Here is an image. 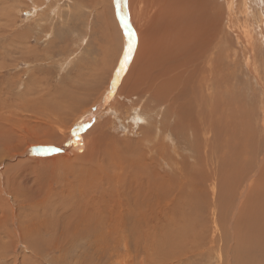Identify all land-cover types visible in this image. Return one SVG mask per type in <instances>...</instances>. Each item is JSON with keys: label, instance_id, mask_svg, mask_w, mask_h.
Segmentation results:
<instances>
[{"label": "rangeland", "instance_id": "rangeland-1", "mask_svg": "<svg viewBox=\"0 0 264 264\" xmlns=\"http://www.w3.org/2000/svg\"><path fill=\"white\" fill-rule=\"evenodd\" d=\"M145 2L142 62L133 70L135 43L110 95L122 51L100 49L105 2L0 0V264H264V0ZM103 91L109 109L78 121ZM146 124L178 148L148 151L162 194L137 190V206L105 155L134 147L126 163L140 160ZM101 125L112 169L63 157L73 128L84 144Z\"/></svg>", "mask_w": 264, "mask_h": 264}, {"label": "bare ground", "instance_id": "bare-ground-1", "mask_svg": "<svg viewBox=\"0 0 264 264\" xmlns=\"http://www.w3.org/2000/svg\"><path fill=\"white\" fill-rule=\"evenodd\" d=\"M60 0H56V2H59ZM65 1V0H64ZM89 1V0H88ZM146 1V0H145ZM143 0H127L126 2V5H124V0H96V5L97 4H101L102 5V2H105V6L103 8V11H105V13L103 14L104 16V19H105V26H106V22L108 24H110V27L108 28L109 29V35L107 37L108 39V42L106 44V46H101L100 49L103 51L104 47L107 49V47L109 49V52L111 53H114V54H117L118 55V52L122 51V54H121V57L119 59H121L119 62H118V65H117V68L115 69V72H113L114 74L110 77V81H109V88H108V93L111 95L113 94V90L115 91V89H113V86L110 85L111 83L116 82V85H118L120 79H125L126 75H128V71L126 70L124 72V69H125V66H126V62H125V54L127 52V48H128V31L129 29L132 31L133 33V39H134V44L133 46L136 44V48H135V52L133 54V60L131 62V65H134L133 67V70H135V66H137L136 68H138V65L141 64V59H140V52L142 50V48L145 45V39L144 37L148 36L147 35V32H146V28L149 27L146 26V28L143 27V23L145 24L146 21L148 20L149 16L147 17L146 16V19L143 18V15L145 16L146 15V10H148L147 8V4H145V2ZM151 1V0H150ZM193 3H194V0H191ZM91 3V2H90ZM144 3V4H143ZM155 3V2H154ZM40 4V3H39ZM58 4V3H57ZM150 5V3H148ZM148 5V6H149ZM50 6V5H49ZM159 6V5H158ZM58 7V6H57ZM59 8V7H58ZM154 8H152L153 10ZM58 10V9H57ZM159 10V9H158ZM157 10V11H158ZM162 10V9H161ZM160 10V11H161ZM156 11V12H157ZM41 12V11H40ZM44 13V12H43ZM70 13V12H69ZM152 16V15H151ZM156 16V15H155ZM121 17H123V19H121ZM157 17V16H156ZM72 18V17H71ZM73 19V18H72ZM150 19V18H149ZM125 24H127V27H125ZM159 27V26H158ZM157 27V28H158ZM107 28V26H106ZM150 28V27H149ZM51 30V29H50ZM150 30V29H149ZM147 30V31H149ZM52 33V31H51ZM149 33V32H148ZM50 34V33H49ZM150 34V33H149ZM188 35V33H186ZM145 35V36H144ZM150 36V35H149ZM195 37V34H193V38ZM55 39V38H53ZM106 39V40H107ZM105 40V41H106ZM197 40V39H195ZM122 41V42H121ZM152 41V40H151ZM53 41H50V43L52 44ZM55 42V41H54ZM53 42V47H56L57 45L55 43H57V41L54 43ZM153 42V41H152ZM49 43V44H50ZM185 43H188V42H185ZM191 43V42H190ZM197 43V41H196ZM55 44V45H54ZM189 44V43H188ZM195 44V43H194ZM198 44V43H197ZM110 45H117L115 47V52H114V49L110 47ZM185 45V44H184ZM49 47V46H48ZM184 46H181L179 47V49L181 50ZM48 49H51V48H48ZM133 49V47H132ZM155 49V48H154ZM188 49V48H187ZM28 51V50H27ZM25 53V52H24ZM211 55V54H210ZM145 57V56H144ZM130 58V56L128 57ZM155 57H153V59L151 58L149 61L146 62L147 65H149L148 67V70L145 69V72H147V75H149L152 71V69L155 67ZM122 61H124V64H122ZM117 62V61H116ZM207 63V62H206ZM152 64H154V67H152ZM112 67V66H111ZM108 68V67H107ZM140 68V67H139ZM112 70V69H110ZM162 70V69H161ZM137 71V70H136ZM134 72V71H133ZM132 73V72H131ZM137 73V72H136ZM203 73V72H202ZM139 74V72L137 73ZM136 74V75H137ZM143 75H145V73H143ZM145 75V77L147 76ZM203 75V74H202ZM129 76V75H128ZM134 76V75H133ZM138 76V75H137ZM128 78V77H127ZM131 78V77H130ZM135 78V77H134ZM113 80V81H112ZM122 82V81H121ZM130 82V81H129ZM208 82V81H207ZM210 82V81H209ZM203 83V82H202ZM201 83V85H203ZM211 83V82H210ZM141 84V83H139ZM132 85V84H131ZM108 87V86H107ZM115 87V86H114ZM121 87V86H120ZM148 88V87H147ZM91 89V88H90ZM106 90V89H105ZM104 90V91H105ZM117 90V89H116ZM104 91L102 92L101 95H99L98 97L94 96L93 99L91 98V106L89 108H86L85 106H82L84 109L83 112L87 111L88 109V114L85 115V116H88V117H80V118H77L78 121H82V120H89V121H94L95 118L103 113L106 110H108L109 108L108 107H104V109H101L103 108L102 106H105L108 100V98H106L105 96L103 97V93ZM118 91H115L114 93H116V95L118 94ZM120 93V92H119ZM132 93V92H131ZM141 95V94H140ZM145 95V94H144ZM86 97V96H85ZM60 98V97H59ZM63 98V96H62ZM61 98V99H62ZM87 98V97H86ZM96 98V99H95ZM121 98V97H120ZM64 99V98H63ZM141 99V98H140ZM88 100H85L84 103H87ZM133 101V100H132ZM139 101V100H138ZM157 102V101H156ZM65 103V102H64ZM66 104V103H65ZM90 104V103H89ZM147 104V103H146ZM83 105V104H82ZM88 106V105H87ZM175 108H173L174 110ZM52 110V109H51ZM78 110V109H77ZM135 110V109H134ZM178 110V108H177ZM53 112V111H52ZM163 112V111H162ZM179 110L178 112L175 111L173 117L174 119L177 120V117L179 118V120H177L176 122V130L175 132L173 133V136L177 135V133L180 131L179 127L180 125H183V120L181 119V116L179 114ZM84 116V115H83ZM59 117V116H57ZM164 117V116H163ZM74 118V117H73ZM53 120V119H52ZM56 122H59L60 123V126H63L62 124V119L60 120H57L56 119ZM87 122V121H86ZM153 122V121H152ZM85 124V123H84ZM83 124V125H84ZM79 125V124H78ZM77 125V126H78ZM81 125V124H80ZM147 125V124H146ZM76 126V127H77ZM91 126V125H90ZM159 126V125H158ZM64 127V126H63ZM73 128L70 132V136H68L67 138H65L63 140V142H69L68 143V146L63 147V153L62 154H65L63 157H67V156H70L72 155V157H74L73 160H70L71 162H78V163H85L84 165H88V163L90 164V167L94 166L96 167L95 170L99 171V172H102V171H105L107 169H112V168H109V166L106 165L105 161L103 160V158H110V157H114V160L116 161V163H118L116 166H114L113 168H117L119 169L121 172H122V176L124 177L125 176V181L126 183L128 182L127 179L129 180V182L133 183V182H136L134 184H136L135 188H134V191L131 192V194H134V204L137 205V206H141V202L140 200H138V198L136 199V194L138 193L139 195L142 194V196H144L145 200H147V196H145L146 193H149L150 190H152L153 188H155L158 193V197L161 196L162 194V190L159 189V183L160 182V178H159V175L155 174V175H151L149 176V174L152 173V168L151 166L149 165L148 163V156L146 155L149 151V155L152 153V151H156L160 154V156L163 158H166V157H170L169 155V152H168V145L170 143L171 147L175 148L176 147L178 148V146H176L175 142L173 140H169L167 137H166V134L165 132L162 131V128L160 127L159 128V131L156 133V134H152L153 137L150 138V135L148 134V132L150 131L151 129V126H145L141 128L142 133L143 135H145L147 138H149L150 142L152 144H150L151 146H149L147 149H144L142 147V145H140L141 147V150L139 151L138 149V152L136 155L140 154L141 155V159L138 160L137 158V162H132V163H129V161H127L126 163V158H128L131 154H133L134 152L137 151V149H135L134 147H128L127 149H123V150H113V152L110 154V155H105L106 157H103L101 156V153L98 152L100 146L98 147L96 145V142L97 140L102 137L104 135V132H105V129H104V126H99L98 127V130L96 131V133H98V135H96L95 137H92L91 136V139L88 140V142L86 141V143L83 144V142L80 140V138L78 137V130L77 128ZM156 127V126H154ZM163 127V125H162ZM158 128V127H156ZM65 130V129H64ZM155 132V131H154ZM153 132V133H154ZM181 132V131H180ZM63 135L62 137L66 134V131H62L61 132ZM60 133V134H61ZM170 135V134H169ZM66 136V135H65ZM64 136V137H65ZM144 136V138H146ZM99 137V138H97ZM60 139H62L60 137ZM59 139V140H60ZM72 140V141H71ZM165 140V141H164ZM168 140V141H166ZM48 142V141H47ZM111 142V146H114V145H119V144H122V140H120L119 138H114L112 141H109L105 146H106V149L108 148V145L109 143ZM135 146H138V144H135ZM36 149V148H35ZM38 149V148H37ZM59 150H62L61 148H57ZM136 150V151H135ZM127 151L128 154H125ZM125 152V153H123ZM135 155V154H134ZM135 155V157H136ZM190 156V155H189ZM134 157V158H135ZM55 159V157H53ZM53 158H51L53 160ZM161 158V159H162ZM133 159V158H131ZM176 163V162H174ZM72 165V164H70ZM73 166V165H72ZM124 168V171H122V169ZM175 169L177 168H181V167H178L177 165L174 166ZM89 170V169H88ZM87 170V171H88ZM118 170V171H119ZM175 171V170H174ZM228 171V169H227ZM176 172V171H175ZM97 173V172H96ZM179 173V172H178ZM121 174V173H120ZM246 174V173H245ZM244 174V175H245ZM221 175V174H220ZM243 175V174H242ZM232 176V175H231ZM231 176L229 178H231ZM240 176V174H239ZM89 177V176H88ZM233 177V176H232ZM244 177V176H243ZM136 178L139 180L140 183H137V180ZM151 178V179H150ZM242 178V177H241ZM158 182H157V181ZM241 181V180H240ZM239 181V182H240ZM129 183V184H130ZM225 183V181H224ZM193 184V183H192ZM191 186L194 188V185ZM137 187V188H136ZM130 188V187H129ZM223 188V187H222ZM141 191V194L138 192V191ZM128 197V196H127ZM241 202V201H240ZM119 205V204H118ZM91 219V218H90ZM238 251V250H237ZM238 254V253H237ZM242 255V254H241Z\"/></svg>", "mask_w": 264, "mask_h": 264}, {"label": "snow or ice", "instance_id": "snow-or-ice-1", "mask_svg": "<svg viewBox=\"0 0 264 264\" xmlns=\"http://www.w3.org/2000/svg\"><path fill=\"white\" fill-rule=\"evenodd\" d=\"M121 19H123V17H121ZM125 27H127V24H125ZM127 35H128V48H127V53L125 55V62L127 61L128 56L130 55L134 44L133 33L130 29ZM44 151H58V149H45Z\"/></svg>", "mask_w": 264, "mask_h": 264}, {"label": "crops", "instance_id": "crops-1", "mask_svg": "<svg viewBox=\"0 0 264 264\" xmlns=\"http://www.w3.org/2000/svg\"><path fill=\"white\" fill-rule=\"evenodd\" d=\"M255 220H256V219H255ZM255 220H254V221H255ZM249 237H250V236H249ZM248 241H249V239H248Z\"/></svg>", "mask_w": 264, "mask_h": 264}]
</instances>
